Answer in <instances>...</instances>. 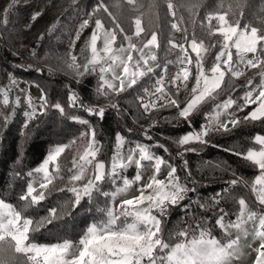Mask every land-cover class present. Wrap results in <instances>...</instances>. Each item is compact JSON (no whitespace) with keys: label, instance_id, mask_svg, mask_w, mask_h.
Here are the masks:
<instances>
[{"label":"trees","instance_id":"obj_1","mask_svg":"<svg viewBox=\"0 0 264 264\" xmlns=\"http://www.w3.org/2000/svg\"><path fill=\"white\" fill-rule=\"evenodd\" d=\"M168 2L174 5L172 10L167 8ZM236 2L237 0H135L134 6L128 0H77L75 4L73 0H0V80H9L11 74L15 79L36 82L43 88L50 105L46 114L38 115L24 127L26 122L22 108L11 102L3 105L0 99V116L8 118L6 123L0 119V199L11 202L17 210L22 209L24 201L20 197L26 193V186L31 178L28 173L34 172L43 161L50 146L55 143L69 145L58 159L59 173L53 170L56 178L49 190L44 191L45 199L23 212L25 217L33 220V227H36L38 221L49 216L52 208L56 209L57 218L30 232L31 241L58 243L69 239L76 242L91 222L104 219V213L99 209L108 207L109 198L102 193L114 189V184L107 178L100 183V192L94 191L93 199L85 198L78 208L74 206V195L68 191L76 155L88 139L81 135L88 130V125L80 123L81 120H88L96 129L101 158H110L117 134L130 141H145L153 144L160 155L176 165L182 184L194 189L188 192L180 206L169 208L168 214L162 218V237L166 241L170 233L186 228L182 223L187 212L184 205H190L191 215L198 218L188 217V226L204 221L203 226L220 239L223 231L215 224L218 209L222 208L228 213L226 220H234L239 210V198L248 199L254 206L258 204L251 185L259 170L242 157L248 149L259 148L254 138L257 134L264 135V121L241 123L239 127H231L227 132L215 130L205 137L206 144L191 142L187 146H179L176 141L185 132L199 131L209 112L228 96L236 101L231 112L238 118L247 115L249 112L246 109L238 111L236 105L243 103L242 93L260 80L259 73L264 69H248L239 78L230 79V74L226 75L221 89L212 98L202 101L188 121L178 116L176 108L154 107L148 111L143 108V103L149 101L148 95L154 92L155 79L163 66L168 65V72L178 68L175 61L179 49L170 50V39L187 47L192 35H195L198 42L203 40L208 48L203 54L207 72L219 51L218 41L222 39L218 33L210 34L209 29L214 32L218 21L213 20L210 26L208 15L228 11L229 5H233L228 16L230 22L240 19L241 27L247 24L264 30V0H239L243 4L242 17L239 15L241 10L235 8ZM13 3L15 6L10 8L9 5ZM153 3L156 7L150 12L148 6ZM100 4L116 17L115 21L103 10L93 12ZM191 5L198 7L193 8ZM138 6L139 11H136ZM171 11L176 12L175 17L171 15ZM35 12L43 15L32 21ZM140 12L144 13L140 18L145 29L141 33L140 44L152 31H156L159 47L156 51L157 61L152 62V65L158 63L160 67L156 68L155 76L150 74L141 78L137 85L125 92L113 94L108 90V96L97 94V75L93 73L78 79L76 70L69 66L72 63L71 57H76V63L82 69V59L88 55V47L85 45L88 28L96 19H100L109 29H115L119 25L124 31L117 30L116 43H121L133 31L134 20ZM89 15L92 19L88 27L80 30V24ZM172 23L187 29L188 42L183 39L184 32L173 29ZM78 31L79 39H76ZM192 57L195 60V54ZM248 80L252 81L251 86L247 85ZM76 85L81 92L78 103H83L84 108L71 106L69 95L71 90L77 92ZM166 86L169 93H174L173 98L182 108L195 86L193 74L186 87L183 83L180 84L178 92L168 82ZM144 88H148L147 93ZM140 97H143V101ZM57 102L64 107V114L51 107ZM112 102L117 104V108H105L106 117L103 119L86 110L88 105L109 106ZM145 127L150 128L151 139L145 136ZM175 148L192 149L187 151V168L191 172L188 180L185 179V160L174 154ZM234 152H240L241 156L238 157ZM234 178L248 183L229 185L227 182ZM217 193H220L219 204L212 199ZM199 204H207L209 207L200 208ZM17 257L21 264H31L25 255L17 254Z\"/></svg>","mask_w":264,"mask_h":264},{"label":"snow or ice","instance_id":"obj_2","mask_svg":"<svg viewBox=\"0 0 264 264\" xmlns=\"http://www.w3.org/2000/svg\"><path fill=\"white\" fill-rule=\"evenodd\" d=\"M76 2L77 0H73V4ZM128 3L135 6V0H128ZM14 6L15 3L9 5L10 8ZM148 7L151 12L156 5L153 3ZM191 7L195 8L198 5H191ZM167 8L172 10L174 5L168 2ZM235 8L241 10L239 15L242 17L243 4L239 0L235 3ZM99 10L107 12L113 21L116 20V17L108 12L103 4H100L97 9H93V12ZM135 10L139 11V6ZM232 10L233 5H229L228 11L216 12L214 15L207 16L210 26L213 20L218 21V26L215 27L214 32L211 31V28L209 29L210 34L218 33L222 38L218 41L220 43L219 51L207 72L204 67L203 54L208 51V48L204 45L203 40L198 42L195 35H192L190 50L196 54L195 86L191 89V96L182 108L173 98L174 93L166 91L165 77L168 72V65L163 66L160 75L155 79L154 92L152 93L161 101V108H176L178 116L188 121L202 101L206 98H212L213 94L221 89L226 75L230 74V79L239 78L244 75L242 69H264V30L254 26L249 27L247 24L241 27L240 19L229 22V12ZM143 14L140 12L134 20V35L136 37H140L141 33L145 32L140 18ZM42 15L41 12H35L31 19L35 21ZM171 15L175 17L176 12L171 11ZM91 19V15L88 19H84L79 26L80 30L88 27ZM94 23L95 29L90 37L91 58L81 69V66L76 63V57H71L72 63L69 66L76 70L78 79L98 72L97 94L108 96L110 94L108 90H111L113 94H119L137 85L141 78L150 76V74L155 76L156 68L160 67L158 63L155 66L152 65V62L157 61L153 49L159 47L156 31L151 32L150 38L142 47L132 43L131 36H125L124 39L128 41L127 47L121 45L119 48H114L117 30L120 32L124 30L119 28V25L111 31L103 30L104 25L100 19H96ZM149 23H152L151 19ZM171 27L178 32L183 31V39L186 42L189 41L187 29H182L177 23H172ZM76 39H79V31L76 33ZM101 39L103 41L102 49L98 50L97 42ZM169 45L170 50L179 49V55L175 61L179 70L167 81L178 92L180 83H183L185 87L187 86L193 60L189 55V48L184 44L176 43L170 39ZM233 48L237 56L236 61L233 59ZM133 52L138 53L135 59L132 55ZM248 54H253L252 58H248ZM259 75L261 76V84L257 86L258 94L254 95L256 88L246 91L242 98L243 103L237 104L236 109L242 111L253 104L258 106L243 118L231 115L227 123L219 122L221 113L217 111L213 117L216 130L230 131L229 123L232 128H235L239 127L241 123L264 121V71H261ZM9 80L11 86H17L19 83L11 74H9ZM247 85L251 86L252 81L248 80ZM229 86L231 87V85ZM10 91L11 88L7 86L0 88V94L3 95V105H9ZM19 91L26 94L27 102L31 105L30 111L25 113L27 120L24 127H27V123L36 116L46 114L50 105L43 90H41L38 104L32 100L30 95H27L26 88L19 89ZM144 92L147 93L148 88H144ZM140 99L143 101V97ZM69 100L74 108L85 107L83 103H78L79 95L75 90L70 91ZM16 103H19V96L16 98ZM234 104L236 101L229 97L222 104L217 105V108L227 112ZM109 106L114 109L117 108V104L114 102L110 103ZM51 107L59 110L61 114L65 113L64 107L59 102L51 105ZM154 107H156L154 100L143 103L145 111ZM86 110L97 118L106 117V110L103 106L88 105ZM0 119L6 123L8 118L0 116ZM72 119L76 118L72 117ZM80 123L88 125L89 121L81 120ZM209 130V126H204L201 131L182 135L176 143L179 146H187L191 142L206 144L205 137H207ZM81 135L88 138V143L80 157L82 163L69 177L72 186L68 188V191L74 195L75 207H80L85 198L92 200L93 192H100L99 185L106 178L112 184H115L118 179L123 180V187H117L112 192L105 191L102 193L104 197H110L112 201H115L118 196L127 192L134 182L141 181L142 176L139 169L143 167L142 162L144 161L154 163L155 174L145 185L141 186L139 196L123 199L118 206H106L104 209H99L100 212L104 213V219L91 222L76 242L64 239L58 243L39 244L29 240L30 232L36 231L39 227L51 223L53 219L57 218L56 209L52 208L49 216L38 221L36 227H33V220L26 218L23 212L45 199L44 190H49V185L56 178L50 171V165L55 166L57 174L60 171V166L57 163L58 158L69 145L54 147L34 170L36 174L42 176L38 182L40 191L38 192L34 186L37 183L36 180L28 183L26 193L20 197L24 201L22 209L17 210L11 203L0 199V264H21L17 254L25 255L31 264H234V260L241 256L243 248L252 247L249 241H258V246L252 248V251L256 253L253 264H264V135L257 134L254 138L256 144L259 145V150L250 148L242 157L259 170V174L255 176L251 187L256 193L261 210H252L244 198H239V210L234 220H226L228 213L222 208L215 213L217 217L215 224L223 230V236L220 239L213 236L211 231L203 226L204 221H199L195 226L189 225L170 233L167 241L162 237V218L167 215L169 208L180 206L189 191H194V189H189L180 182L177 176V167L165 161L163 157L155 156L149 147L143 144H137L126 155L122 154L125 138L117 134L110 172L106 174L104 162H97L94 165L93 176L87 179V182L83 183L82 186L77 187L75 186L76 182L83 180L85 168L93 163L99 151V141L96 139L97 131L94 127L89 126L88 130ZM149 139L151 138L149 137ZM159 147H163V145H159ZM184 151H192V149L185 148ZM233 154L238 157L241 156L240 152ZM178 155L183 156V152L178 153ZM133 165L137 169L134 181L122 177L121 173ZM162 166L167 168L166 180L157 179ZM184 170L186 172L185 179H190L191 172L187 168V161H184ZM28 175L31 177L33 173L30 172ZM233 175L235 176V173ZM227 183L234 186L248 182L234 178ZM147 189H150L151 192L146 195ZM219 197L220 193H217L216 197L212 198L216 204H219ZM183 207L187 210L186 214L189 219H198L191 215L190 205ZM199 207L207 208L209 205L199 204Z\"/></svg>","mask_w":264,"mask_h":264},{"label":"rangeland","instance_id":"obj_3","mask_svg":"<svg viewBox=\"0 0 264 264\" xmlns=\"http://www.w3.org/2000/svg\"><path fill=\"white\" fill-rule=\"evenodd\" d=\"M230 22V21H229ZM95 29V23L90 25L89 28H88V37H87V41H86V46L88 47V55L86 57H84L82 59V65L86 64L87 61L91 58V51H90V37H91V34L93 32V30ZM103 30H108V31H111L113 29H109L107 28L105 25H104V29ZM102 30V31H103ZM102 31H101V36H102ZM134 31H135V26L133 27V31L130 33V34H127L126 36H131L132 37V43H135L137 44L138 47H142L144 43H146V40L148 38H150V35L140 44L141 40V36L140 37H136L134 35ZM102 44H103V41L102 39L101 40H98L97 42V48L98 50L99 49H102ZM127 44H128V41L126 39H124L123 42L121 43H115L114 44V48H119L121 45H123L124 47H127ZM187 47V46H186ZM189 48V55L191 56L192 60L193 57H192V54H195L193 52H191L190 50V44L188 46ZM147 51V50H146ZM156 51H157V48H154L153 49V52L154 54L156 55ZM233 59L234 61L237 60V56H236V52H235V49L233 48ZM134 59L136 58V56L138 55V53L136 52H133L132 53ZM196 56V54H195ZM253 54H248V58H252ZM196 59V58H195ZM248 69H251V68H245V69H242V71L245 73ZM179 69L177 68V70L173 71V72H167L166 74V77H165V80H169L171 77H173L176 73V71H178ZM97 75V77L99 78V74L98 72L95 73ZM172 74V76H171ZM191 74H193V79H194V83H195V76H196V68H195V60H194V64L191 66ZM19 83L17 86H11L10 84V81L9 80H6V81H2L0 80V88H3V87H10L11 88V91L9 93V101L11 103H14L18 106H20L22 108V111H23V116H24V121L26 122L27 118L25 116V113L30 111V108H31V105L28 104L27 102V96L26 94H23L19 91V89H27V95H30L32 100L34 102H36L37 104L39 103V98L41 96V90H43V88L36 82H29V81H26V80H23V79H16ZM167 84V82H166ZM182 84V83H180ZM261 84V78L259 81H257L255 84H253L251 87H249L246 91L248 90H251L252 88H256V91L254 92V95L258 94V85ZM166 91L168 92L167 90V86H166ZM244 91L242 93V98H243V95L244 93L246 92ZM44 92V90H43ZM45 93V92H44ZM153 93V92H152ZM17 96H19V103L17 104L16 103V98ZM229 97L231 96H228L226 99H224L222 102H220L218 105L222 104L225 100H227ZM232 98V97H231ZM0 99L3 101V95L0 94ZM234 100V98H232ZM235 101V100H234ZM243 101V99H242ZM258 105L257 104H253V105H250L248 108H245L248 112H250L251 110H253L255 107H257ZM217 111H220V116H219V122H223V123H227L230 119V116L231 115H234L232 112H231V108L228 109L227 112H224L223 110H219L217 108V105L213 108V110L211 112H209V120L210 122H213V117L216 115ZM37 117V116H36ZM35 117V118H36ZM90 127H93V124L91 122H89L88 124V128ZM231 124L229 123V128H231ZM147 128V127H145ZM189 132H197V131H188V132H185L184 134H187ZM183 134V135H184ZM260 135H263V134H260ZM97 139V138H96ZM88 143V139H87V142L84 144V146L78 151L77 155H76V158H75V167H74V170H73V173L77 170V167L80 163H82V161L80 160V157L83 155V152L85 150V147ZM137 144H143V145H147L149 147V150L155 155V156H160V157H163L162 155H160L154 148H153V144L151 143H148V142H145V141H138V140H134V141H130L128 140L126 142V146L124 147V149H122V154L126 155L128 153V151L130 149H134L136 147ZM59 145H65L64 143H55L53 144L52 146L49 147L48 151H47V154L48 152L53 149L54 147L56 146H59ZM115 146H116V142H115V145H114V151L113 153L111 154L110 158L108 160H105L103 158H101L99 156V151H100V143H99V151H98V154H97V157L95 158V160H93V163L91 165H88L86 168H85V176L83 178L82 181L80 182H76L75 186L77 187H80L82 186L83 183H86L87 182V179L91 178L94 174V165L95 163L97 162H104L105 165H106V174L110 172V169H111V158L112 156L115 154ZM182 148V147H181ZM181 148H178V149H181ZM256 150H259V148H255ZM46 154V156H47ZM45 156V158H46ZM44 158V159H45ZM43 159V160H44ZM59 159V158H58ZM163 159L165 161H168L169 163H171L172 165L176 166L174 163H172L170 160L166 159L163 157ZM42 163V162H41ZM40 163V164H41ZM58 163V161H57ZM39 164V165H40ZM143 164V167L141 169H139L140 173H141V176H142V179L141 181H136L134 182L128 189L127 192L125 193H122L120 196H118L116 198L115 201H112L110 197L109 198V202H108V207H113V206H118L120 204V202L123 200V199H131L133 197H136V196H139L140 195V188L141 186L145 185L149 179L155 174L154 173V163L153 162H149V161H144L142 162ZM38 165V166H39ZM37 166V167H38ZM53 170H55V166L54 165H50V171L53 173ZM137 172V169L135 167V165L129 167L128 169L124 170L122 173H121V176L122 177H126L127 179L129 180H133L134 181V177H135V174ZM33 173V176H31L30 180L28 183L32 182L33 180H36L37 183L34 185L36 188H37V191L39 192L40 189H39V181L42 179V176L39 175V174H36L35 172H32ZM177 176L179 177V173H178V169H177ZM166 177H167V168H165L164 166H162L161 168V172L157 175V179H165L166 180ZM50 186V185H49ZM70 186H72L70 184ZM117 187H123V180L122 179H118L116 181V183L114 184V189L112 191H115V189ZM45 191V190H44ZM111 191V192H112ZM149 192H151L150 189H147L145 191V194L147 195ZM246 200V203H248L249 207L252 209V210H261V206L259 205V202H258V199H257V196H256V202H258V204L255 206L251 204V202L244 198ZM5 202L7 203H11L9 201H6ZM12 204V203H11ZM13 205V204H12ZM14 206V205H13ZM155 214V213H154ZM27 218V217H26ZM223 231V230H222ZM217 239H219L218 237H216ZM30 240V239H29ZM31 241V240H30ZM34 242V241H32ZM252 245L251 248H248V247H245L242 249V254L240 257H238L237 259L234 260V264H253L254 260H255V257H256V253L254 251H252V248H255L258 246V241L257 242H251L249 241ZM36 243H39V242H36ZM39 244H52V243H39Z\"/></svg>","mask_w":264,"mask_h":264},{"label":"built area","instance_id":"obj_4","mask_svg":"<svg viewBox=\"0 0 264 264\" xmlns=\"http://www.w3.org/2000/svg\"><path fill=\"white\" fill-rule=\"evenodd\" d=\"M171 76H172V74H171ZM76 89H77V92H78V95L80 96L81 94V92H80V89H79V87L76 85ZM148 100H154L155 102H156V107H160V104H161V101L159 100V99H157V97L156 96H154V95H152V93L151 94H149L148 95ZM149 102V101H148ZM103 107H105V108H108V107H110V106H107V105H103ZM111 108V107H110ZM204 126H209V132H208V134L209 133H212V132H214L215 130H216V126L214 125V123L213 122H210V120H209V114L206 116V118L203 120V122H202V124H201V126H200V130L199 131H201L202 129H203V127ZM144 134H145V136L146 137H152V134H151V131H150V128H144ZM125 138V144H124V147L126 146V142L128 141V138H126V137H124ZM124 149V148H123ZM181 152H183V156H180V155H178V153H181ZM174 154L178 157V158H181V159H184L185 161H187V163H189V156H188V153H187V151H184V149H178V148H175L174 149ZM168 212H169V210H168ZM168 214V213H167ZM188 215L186 214L185 216H184V218H183V221H182V223H183V225L185 226V227H187L188 226V224H189V222H188ZM164 239V238H163Z\"/></svg>","mask_w":264,"mask_h":264}]
</instances>
